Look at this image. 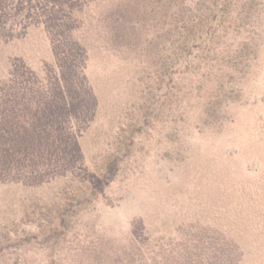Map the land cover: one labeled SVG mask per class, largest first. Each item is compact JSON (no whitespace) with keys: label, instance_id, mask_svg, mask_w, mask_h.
<instances>
[{"label":"rangeland","instance_id":"obj_1","mask_svg":"<svg viewBox=\"0 0 264 264\" xmlns=\"http://www.w3.org/2000/svg\"><path fill=\"white\" fill-rule=\"evenodd\" d=\"M123 2L0 0V264H264V0Z\"/></svg>","mask_w":264,"mask_h":264},{"label":"trees","instance_id":"obj_2","mask_svg":"<svg viewBox=\"0 0 264 264\" xmlns=\"http://www.w3.org/2000/svg\"><path fill=\"white\" fill-rule=\"evenodd\" d=\"M130 2H124L122 3L123 7L127 8V5L129 4V9L128 11L130 10V12L132 13V15H134V8L132 7V5L134 4L133 2H135L136 0H128ZM162 2V0H160ZM133 4H132V3ZM114 10L117 9V10H121V4H114ZM149 9H153L151 7H147L145 6V10H149ZM154 10V9H153ZM109 11H113V7H111V9H109ZM127 11V12H128ZM114 12H117L116 10ZM100 26V20H96ZM149 23H151L150 20H148ZM101 22H102V26H103V30L107 32V34H105V39H106V44L108 46H113L115 45V43L117 41H121V43H125V45H132L134 44V39L135 38H138V31H141V30H144L146 25L144 24V21L141 17L139 16H133V17H124L122 15V17L120 18V21L116 24V27H115V30L111 33L109 32L110 30V25L108 24V13L104 15L103 19H101ZM151 27L153 25H150ZM86 36V34H84ZM83 38V37H82ZM81 38V39H82ZM120 45V43H119ZM130 49H134L135 47L134 46H129ZM4 101L6 103H8V99H4ZM15 114V112H14ZM21 115H23V112L21 113ZM18 118L19 116L17 117L16 119V124H18ZM21 243H14V244H11V245H7L5 247H2L0 248V250H3V249H6V248H10V247H21L20 246Z\"/></svg>","mask_w":264,"mask_h":264}]
</instances>
